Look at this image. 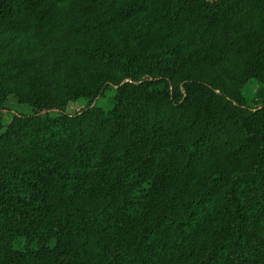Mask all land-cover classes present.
Instances as JSON below:
<instances>
[{
	"label": "trees",
	"instance_id": "1",
	"mask_svg": "<svg viewBox=\"0 0 264 264\" xmlns=\"http://www.w3.org/2000/svg\"><path fill=\"white\" fill-rule=\"evenodd\" d=\"M250 81L264 0H0V264H264Z\"/></svg>",
	"mask_w": 264,
	"mask_h": 264
},
{
	"label": "rangeland",
	"instance_id": "2",
	"mask_svg": "<svg viewBox=\"0 0 264 264\" xmlns=\"http://www.w3.org/2000/svg\"><path fill=\"white\" fill-rule=\"evenodd\" d=\"M21 41H24L25 38L20 39ZM114 94V90L113 89H108L105 92V95L101 98H99L95 104L98 107H102V108H108L109 106H111V99L113 97ZM245 94L248 97L250 103L254 106V107H259L263 104L264 102V87L259 85L258 83H256L255 81H250L247 86L245 87ZM81 104H78L76 107L72 106L71 108H69V112H73L74 110H77L81 107ZM6 109L10 112L8 113H4L3 117L5 120H8V118L11 116L12 113L14 112H18V113H23V114H27L30 112L29 108L25 105H20L17 104L16 101L14 100V98L9 97L7 104H6ZM57 112H51L50 116L56 115Z\"/></svg>",
	"mask_w": 264,
	"mask_h": 264
}]
</instances>
